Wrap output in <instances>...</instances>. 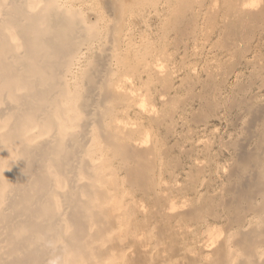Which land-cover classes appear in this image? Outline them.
Returning <instances> with one entry per match:
<instances>
[{
  "label": "bare ground",
  "instance_id": "bare-ground-1",
  "mask_svg": "<svg viewBox=\"0 0 264 264\" xmlns=\"http://www.w3.org/2000/svg\"><path fill=\"white\" fill-rule=\"evenodd\" d=\"M72 1L0 0V264H264V0Z\"/></svg>",
  "mask_w": 264,
  "mask_h": 264
},
{
  "label": "rangeland",
  "instance_id": "rangeland-1",
  "mask_svg": "<svg viewBox=\"0 0 264 264\" xmlns=\"http://www.w3.org/2000/svg\"><path fill=\"white\" fill-rule=\"evenodd\" d=\"M83 1H88L89 3L85 4ZM72 3L76 9H78L82 12L81 16H82L85 24H88V26H90L91 24L94 26H98L100 38L102 40V37L106 36L105 39H107V41L106 40L105 41H106V46L108 47L110 44L109 40L112 36H110V34H107V32L104 31V29H103V21L99 18V14H101L102 12H100V10L97 7H94L91 0H74V1H72ZM152 15L153 14H151V8H149L148 4L145 3V5L143 7L133 6L129 9H126L125 13H124V20L121 21L120 23H117L119 21L114 20L112 18L111 25L116 27V25L119 24V25L123 26L122 27L123 30L126 31V29H128V34L133 35V37H134L135 41L138 43V45H141V44L148 43V39L152 40V37L155 36V33L152 31L151 28H156V26H158V25H157V22L153 18ZM97 17H98V19H97ZM91 20H94L95 22L93 23ZM119 25H118V27L120 28ZM99 45H100V40L95 41V47L96 46L98 47ZM148 46L146 44V48ZM128 50H129V48L127 49V51ZM198 51H199L198 56H200L202 52H201V50H198ZM146 53H147V49L145 51V54Z\"/></svg>",
  "mask_w": 264,
  "mask_h": 264
}]
</instances>
